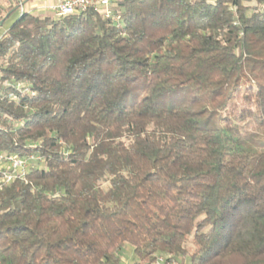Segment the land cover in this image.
Here are the masks:
<instances>
[{"label": "trees", "instance_id": "trees-1", "mask_svg": "<svg viewBox=\"0 0 264 264\" xmlns=\"http://www.w3.org/2000/svg\"><path fill=\"white\" fill-rule=\"evenodd\" d=\"M108 9L0 38V264H264V0Z\"/></svg>", "mask_w": 264, "mask_h": 264}, {"label": "built area", "instance_id": "built-area-1", "mask_svg": "<svg viewBox=\"0 0 264 264\" xmlns=\"http://www.w3.org/2000/svg\"><path fill=\"white\" fill-rule=\"evenodd\" d=\"M111 0H61L53 7L54 14L58 17L81 12L89 7L103 9L110 13L108 6ZM36 160L34 155L21 156L13 153H6L0 150V190L18 178L25 179L32 160ZM155 264H174L164 255H159Z\"/></svg>", "mask_w": 264, "mask_h": 264}, {"label": "crops", "instance_id": "crops-1", "mask_svg": "<svg viewBox=\"0 0 264 264\" xmlns=\"http://www.w3.org/2000/svg\"><path fill=\"white\" fill-rule=\"evenodd\" d=\"M61 0H0V38L10 27L16 17L22 13L47 15L54 13L53 7ZM114 0H111V2ZM9 12V13H8Z\"/></svg>", "mask_w": 264, "mask_h": 264}, {"label": "rangeland", "instance_id": "rangeland-1", "mask_svg": "<svg viewBox=\"0 0 264 264\" xmlns=\"http://www.w3.org/2000/svg\"><path fill=\"white\" fill-rule=\"evenodd\" d=\"M22 87V86H21ZM229 111V110H228ZM38 158L35 160H32V163L37 162ZM187 249H188V255L182 257L179 256L177 258H172L171 261H173L174 264H189L190 257L189 255L194 251L195 246L192 243V240L187 243ZM165 257H170V255H165ZM121 264H129L134 260V251H133V246L131 244H126L123 249L121 250Z\"/></svg>", "mask_w": 264, "mask_h": 264}]
</instances>
